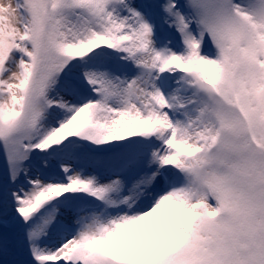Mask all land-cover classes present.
Instances as JSON below:
<instances>
[{
  "label": "snow or ice",
  "instance_id": "snow-or-ice-1",
  "mask_svg": "<svg viewBox=\"0 0 264 264\" xmlns=\"http://www.w3.org/2000/svg\"><path fill=\"white\" fill-rule=\"evenodd\" d=\"M0 156V264H264V0H0Z\"/></svg>",
  "mask_w": 264,
  "mask_h": 264
},
{
  "label": "rangeland",
  "instance_id": "rangeland-1",
  "mask_svg": "<svg viewBox=\"0 0 264 264\" xmlns=\"http://www.w3.org/2000/svg\"><path fill=\"white\" fill-rule=\"evenodd\" d=\"M3 170H4V160H3V157L0 156V175L3 174ZM3 231H0V233H2ZM11 258V257H9Z\"/></svg>",
  "mask_w": 264,
  "mask_h": 264
}]
</instances>
